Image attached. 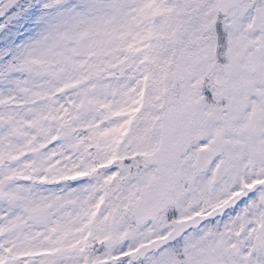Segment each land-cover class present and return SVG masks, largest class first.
Returning <instances> with one entry per match:
<instances>
[{
	"label": "snow or ice",
	"instance_id": "1",
	"mask_svg": "<svg viewBox=\"0 0 264 264\" xmlns=\"http://www.w3.org/2000/svg\"><path fill=\"white\" fill-rule=\"evenodd\" d=\"M0 264H264V0H0Z\"/></svg>",
	"mask_w": 264,
	"mask_h": 264
}]
</instances>
